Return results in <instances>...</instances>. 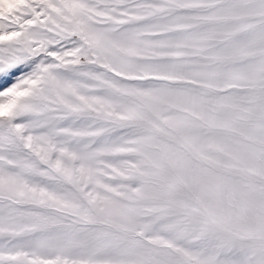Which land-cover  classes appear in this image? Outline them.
Returning a JSON list of instances; mask_svg holds the SVG:
<instances>
[{
  "label": "snow or ice",
  "instance_id": "1",
  "mask_svg": "<svg viewBox=\"0 0 264 264\" xmlns=\"http://www.w3.org/2000/svg\"><path fill=\"white\" fill-rule=\"evenodd\" d=\"M0 264H264V0H0Z\"/></svg>",
  "mask_w": 264,
  "mask_h": 264
}]
</instances>
